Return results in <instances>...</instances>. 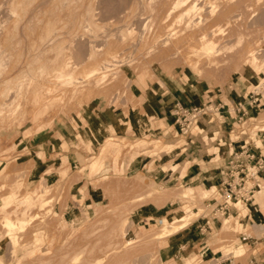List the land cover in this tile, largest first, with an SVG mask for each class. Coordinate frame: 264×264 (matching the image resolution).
<instances>
[{"label":"rangeland","instance_id":"374dc122","mask_svg":"<svg viewBox=\"0 0 264 264\" xmlns=\"http://www.w3.org/2000/svg\"><path fill=\"white\" fill-rule=\"evenodd\" d=\"M176 1L0 0V126L6 129L9 143L8 154L0 160V203L2 196L15 193L9 205L0 207V264H214L226 258L255 264L252 256L261 257L262 246L253 235L250 217L243 226L241 216L232 218L233 213H244V206L234 210L232 203L225 215L215 217V199L222 201L215 184L200 180V192L177 175L166 177L168 174L162 169L182 158L177 157L182 150L167 153L162 145L184 140L188 142L186 148L195 151L197 145L190 143L196 134L195 123L209 116L220 136H231L230 147L238 137L244 141L248 136L257 148L264 147L259 142L264 136V93L236 84L239 66H264V0H182V7L176 6ZM211 4L215 6L213 12L208 6ZM14 11L18 16L12 14ZM172 32V38L167 39ZM204 34L206 40L218 44L213 50H220L218 55L196 54L195 50L203 45ZM250 50H258L257 58L252 60L255 65L249 60ZM60 71L71 73V78L59 79ZM143 73L150 79L149 84H136L135 78ZM255 77H264V70ZM159 81L163 82L161 86ZM261 86L264 91V81ZM173 92L184 97L189 111L195 107L203 109L186 133H177L174 114L169 122L155 123L149 116L144 120L146 124L143 120L140 126L127 124L130 116L146 117L150 99ZM70 94L72 102L65 109L58 107L36 121L32 119L33 111L39 108H34L31 100L46 111ZM228 98H234L240 115H245L235 124L234 131L221 126L222 104ZM245 100H256L249 107L251 113L247 114L240 105ZM85 106L93 114H117L122 122L120 129L103 137L92 135L97 140L85 144L81 135L84 125L79 123ZM53 114L62 118L61 127H71L70 143L89 154L79 155L72 166L63 158L56 170L49 168L41 175L12 171L11 165L18 158L15 152L22 147L17 145L21 143V129L30 127L25 131L30 134L53 127L47 122L38 123ZM241 130H246L247 135L240 134ZM110 136L122 145V151L119 155L107 151L105 168L94 173L98 161L93 157L103 144L113 147ZM140 139L148 141L146 146L131 148ZM157 140L160 143L155 147ZM199 143L203 145V156L210 158L213 153L207 151L204 135L199 137ZM67 147L64 143L62 149ZM135 156L151 158V173L160 182L130 197L129 202L95 205L90 195H95L99 179L109 178L111 161L119 172L118 160ZM90 161L97 163L89 166ZM189 178L191 175L186 177ZM83 179L87 182L81 183ZM258 179L260 187L264 186L261 174ZM67 196L81 210H74L67 203ZM148 201L158 206L173 202L167 209L179 215L169 222L177 223L175 220L183 215L187 224H201L198 237L174 247L170 240L177 232L156 238L161 232V219L157 220L160 217L141 222L135 216L137 208ZM5 216L20 222V226L9 230ZM224 217L230 221L221 227ZM184 229L187 228L179 231ZM222 243L225 256L215 250ZM226 243L242 246L246 253L235 258L233 254L238 256L242 250ZM188 247L196 248L197 253ZM213 256L221 258L211 260Z\"/></svg>","mask_w":264,"mask_h":264},{"label":"crops","instance_id":"0c3cea01","mask_svg":"<svg viewBox=\"0 0 264 264\" xmlns=\"http://www.w3.org/2000/svg\"><path fill=\"white\" fill-rule=\"evenodd\" d=\"M219 11V9H218ZM224 27V26H221ZM225 28V27H224ZM226 30V28H225ZM226 33V32H225ZM220 35V34H218ZM225 35V34H224ZM215 42V41H214ZM216 43V42H215ZM216 45H218L216 43ZM220 50H215L213 52H209L208 54L215 53L218 55ZM254 50H250L249 60L250 62L255 65L252 61V52ZM232 66V64L230 65ZM210 70H215L214 68H210ZM264 70V66L260 68L259 65L255 67H251L248 65L239 66V77L237 80V86L240 87L241 84L247 85V87L250 90H253L254 92L264 93V91L261 90L262 83L264 81V77L260 78L259 80L256 79V74L259 71ZM146 73L139 74L137 78H135V82L138 85H148L150 82V79L147 78ZM163 84L162 81L158 82V86H161ZM1 91V88H0ZM155 97V99H150L149 104L146 105L145 112L146 117L144 116H137L133 115L128 117V123L130 126L135 125H141L140 123L142 120H146L147 117H151L152 119H155V123H157L159 120L161 122H169L170 118L172 117V114L174 112L173 108L176 105L177 101H180L184 104V97L182 95H176L174 92L169 93L166 95H162L160 97ZM232 99V100H231ZM226 99L224 103L222 104V115H223V123H222V129L228 131H233L235 124L239 120L240 116V107L237 105L234 98ZM31 105L34 108H39L38 111H33V117L32 119L34 121L38 120L40 117L44 115V113H50L51 111H54L58 107H62L65 109L66 106H68L69 103H71V94L68 96V98L63 97V101H57L52 106H49L46 110H41L43 108L41 104H34L33 100H31ZM240 105H243V108L247 109V114L251 113V107L252 105L247 101L240 102ZM22 104V103H21ZM1 106V105H0ZM22 106V105H21ZM23 107V106H22ZM88 106H85V109L82 111L81 118L79 120V123L84 125V127L81 129V135L83 138V141L85 144H88V142L94 143L97 138H92V135H99L100 137H103L106 135V133H110V131H117L120 129V126L122 124L120 117L117 114H110L109 111H102V113L99 114H93L91 111H89ZM249 108V109H248ZM63 109V112L65 111ZM61 112V111H60ZM68 117V115H67ZM70 117V116H69ZM66 117H63L64 123H67ZM61 117L55 116L53 114L52 116H49L47 121L43 120L38 123H49L53 124V127H47L44 129H41L39 131H35L34 133L25 134V131L31 130L29 127H25L21 129V143H17V145L22 144V147H19V151L17 150L15 153L17 154L15 163H13L12 171H18L26 173L27 175L31 174H38L41 175L42 173L45 174L47 169L52 168L53 170L57 169L58 162H61L63 158H67L68 163L70 166L73 165L78 159V156H87L89 153L86 152L84 149H80L72 145L70 142L72 141V130L70 131L71 127H61L62 121ZM264 121V120H262ZM70 122V121H69ZM35 123V122H33ZM146 124V121L143 122ZM143 124V126H144ZM150 121L147 122V129H151ZM163 124V123H162ZM58 125V126H57ZM146 128V127H145ZM59 129V130H58ZM65 135H63L61 133ZM67 129H69V132H64ZM213 129L211 134L208 135V132ZM196 134L194 137H192V140L190 141L191 144L197 145L195 151H190V147L186 148L188 142L184 140H178V141H169L162 145L163 149L167 153H171L177 149L182 150V153L178 154L177 157L182 156L178 160H176L175 163L171 164L170 166H165L164 169H162L163 172H167L169 179L172 178L174 175H177L181 179H185L187 182L192 184L193 189L196 191L199 189L201 192L203 189L199 188V184L202 181L203 184H210L214 183L216 184L220 178L221 172L228 168L232 152L237 149L241 144L242 141L231 142L230 147V139L231 136H220V130L218 127L214 126L213 120L209 116H204L201 118V120L195 123L194 129ZM244 132V131H243ZM201 135H204L205 138V146L207 151L212 152L210 158H205L203 156V145L199 143V137ZM84 136H86L84 138ZM218 136H220L218 138ZM88 137V138H87ZM111 141H113V147H104L101 146L100 152L94 156V159H97L98 166L94 173L101 171L105 168V153L109 150H112L116 155H119L122 151V145L120 143L115 142V139L110 136ZM95 140V141H94ZM252 141L250 143L251 150L255 151L258 154L264 155V147L263 148H257L256 144ZM260 143L264 144V136L259 140ZM67 144V149H62L63 144ZM148 141L146 139H140L135 144L131 145V148L135 147H144ZM160 141L157 140L155 142V147L159 146ZM230 147V149H229ZM28 151H25V150ZM9 150V143H8V135L5 128H1L0 126V160L4 158L8 154ZM39 153L45 154L44 157H41ZM92 158V159H93ZM97 161L89 162V166L96 165ZM159 161V160H157ZM14 162V161H11ZM109 167L111 168L109 171V178H102L98 180L95 195L91 197V201L97 205V206H109V205H118L122 204L123 202H129L130 197L138 195L142 192H144L146 189H148L150 186H152L154 183L160 182L155 175L151 173L152 171V164L150 157H141V156H135L133 158L126 157L124 159H119L117 162V169L121 170L119 172L115 171V164L113 161H111ZM89 166L87 168H89ZM165 172V173H166ZM47 173V172H46ZM55 174V173H54ZM191 178L186 179V177L190 176ZM261 179L264 180V171L261 172ZM201 180V181H200ZM87 182L86 179L81 180V183ZM91 184H89L90 186ZM215 187V185H214ZM125 189H127V192H125ZM11 193V192H10ZM9 193V194H10ZM9 194L2 196V198L7 197ZM151 195V194H150ZM89 200L85 201L86 203ZM67 203L73 205V209L81 210L80 207H75V201L70 196H67ZM173 204V202H167L164 205L158 206L153 201H148L136 210V217H139L141 219V222H144L145 219H149V221L155 220L156 217H160L157 220H160V225L163 222V218H168L169 220H173L177 215L176 211H173L172 213H169L171 210L167 209L169 205ZM244 213L237 214L233 213L232 218L237 219V216H241V225L243 226L245 224L246 219H249V224L251 225V228L253 230V235L257 241V244H261V257L257 259V257L252 256V260H254L255 264H264V186L262 187V190L257 192L255 194L253 202L249 204H244ZM3 207V206H0ZM233 209L235 210L236 207L233 205ZM169 213V214H167ZM167 214V215H166ZM166 215V216H165ZM163 216V218H162ZM229 216V215H228ZM207 215L204 216L206 218ZM223 218V227L224 225L230 221L229 219ZM214 222V221H213ZM192 223V222H191ZM189 223L184 230L177 231L175 235L170 240V246L174 247L178 243L187 242L189 243L190 240H194L198 237L199 230L202 228L201 224H194L192 225ZM145 224H147L145 222ZM153 225V224H152ZM145 227V226H144ZM222 227V225H221ZM185 228V227H184ZM203 230V229H202ZM219 244L215 246L216 252H222L223 251V245ZM230 246H233L231 243H226ZM185 247V246H184ZM234 249H241L242 253L238 256H235L233 254V257L240 258L244 256L246 253L245 249L240 246H233ZM186 248V247H185ZM204 248V247H203ZM187 249H191L193 253H197L196 248L188 247ZM216 252H213L215 255ZM231 254V253H229ZM227 254V255H229ZM225 256V255H224ZM221 257H215L213 256L211 260L214 259H220ZM214 264H243L236 263L232 258H226L222 259L218 262H215Z\"/></svg>","mask_w":264,"mask_h":264},{"label":"built area","instance_id":"2783aa9c","mask_svg":"<svg viewBox=\"0 0 264 264\" xmlns=\"http://www.w3.org/2000/svg\"><path fill=\"white\" fill-rule=\"evenodd\" d=\"M256 100L250 104L253 105ZM260 106V105H259ZM203 109L198 107L192 108L189 111L185 108L184 104L180 101L176 102L174 116L177 117V133H186L190 128L192 121L202 112ZM185 117L184 121H180L182 117ZM245 115L239 116L238 122H240ZM235 129H233L234 131ZM244 131V132H243ZM240 134L247 135L246 130H241ZM248 136V139L241 140L238 137L236 142L242 141V144L235 149L231 154V161L227 169L221 172L218 182L215 184L216 191L219 193L222 201L215 199V206L212 211L214 216H223L229 211L230 205L239 201L253 202L255 193L260 187L258 175L264 171V155L258 154L251 150L250 143L252 142ZM252 182V184H249ZM209 200V199H207ZM210 205V204H208ZM220 216H217L220 219ZM223 226V222L221 224Z\"/></svg>","mask_w":264,"mask_h":264},{"label":"bare ground","instance_id":"6f19581e","mask_svg":"<svg viewBox=\"0 0 264 264\" xmlns=\"http://www.w3.org/2000/svg\"><path fill=\"white\" fill-rule=\"evenodd\" d=\"M176 6L179 5V7H182V0H177L176 1ZM210 7V12L212 11H215L214 8L215 6H213L212 4L211 5H208ZM174 11V10H171V12ZM12 12V11H11ZM189 13V10L186 11V14ZM12 14L14 15H17L18 16V12L17 11H14ZM150 20V19H149ZM148 20V21H149ZM148 21L146 23H148ZM145 27V25H144ZM147 27V26H146ZM146 30V29H145ZM150 31V30H149ZM174 35V33H169L166 38L167 39H171L172 36ZM203 39V45L201 47V49H196L195 52L196 54L198 52H206V53H209V52H212L214 49H216L217 45L216 43L211 40V39H207L206 40V34H204L202 37ZM259 50V49H258ZM253 51L252 52V60L255 61V59L257 58L256 56V53L257 51ZM264 50V49H262ZM258 54V53H257ZM106 65V64H105ZM43 71L46 69L44 66L42 67ZM46 72V70H45ZM57 77H59V79H67V78H71V73H66L64 71H60L59 74L57 75ZM35 100H37V97L35 98ZM261 174V173H260ZM263 187V186H262ZM262 187H260L257 191H261L262 190ZM255 193V194H256ZM14 195L15 193H10L7 197H4L2 198V202L0 203V206H4V205H9V203H11L13 200H14ZM245 203L242 202V201H239V202H236V203H233V205L238 208L239 206H243ZM239 209V208H238ZM229 218V217H228ZM227 217L225 219H228ZM25 222V221H24ZM175 222L177 223H170L169 222V219L168 218H163V222L162 224L160 225L161 227V232L157 233L156 234V238H163L165 236H168V235H171L177 231H179L180 229H183L184 227H186L188 224L186 222V219H185V216H180L179 217V220H175ZM4 223H5V226L9 229V230H13L15 228H18L20 226V222L16 221L15 219H12L10 216H5V219H4ZM24 226V225H23ZM12 244H13V241H11Z\"/></svg>","mask_w":264,"mask_h":264}]
</instances>
